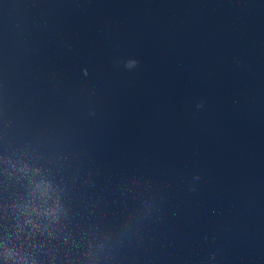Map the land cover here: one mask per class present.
<instances>
[{"label":"water","instance_id":"obj_1","mask_svg":"<svg viewBox=\"0 0 264 264\" xmlns=\"http://www.w3.org/2000/svg\"><path fill=\"white\" fill-rule=\"evenodd\" d=\"M0 264H264V0H0Z\"/></svg>","mask_w":264,"mask_h":264}]
</instances>
